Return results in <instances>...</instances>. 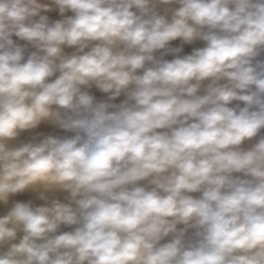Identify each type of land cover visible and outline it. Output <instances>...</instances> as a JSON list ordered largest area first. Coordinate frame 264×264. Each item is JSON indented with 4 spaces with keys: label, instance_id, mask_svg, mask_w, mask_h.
I'll return each instance as SVG.
<instances>
[{
    "label": "clouds",
    "instance_id": "obj_1",
    "mask_svg": "<svg viewBox=\"0 0 264 264\" xmlns=\"http://www.w3.org/2000/svg\"><path fill=\"white\" fill-rule=\"evenodd\" d=\"M0 264H264V0H0Z\"/></svg>",
    "mask_w": 264,
    "mask_h": 264
},
{
    "label": "rangeland",
    "instance_id": "obj_2",
    "mask_svg": "<svg viewBox=\"0 0 264 264\" xmlns=\"http://www.w3.org/2000/svg\"><path fill=\"white\" fill-rule=\"evenodd\" d=\"M50 16L52 18H54V19L59 18L58 14L55 13V12L50 13ZM173 44L174 45H178L179 44V41L173 42ZM200 46H202V42H197L195 45H193V47H200ZM191 49H192L191 47H188L186 45L185 46V49H184V52L185 53H189L191 51ZM92 92L97 97V99H103V98H105V94L100 93L99 91H97L95 89H92ZM29 133H31V132H25L22 135L28 136ZM36 133H40V134H43V135H48V134L55 135V133L53 132L52 126L51 125H48V124H42L38 129H36L35 132H33L34 135H36Z\"/></svg>",
    "mask_w": 264,
    "mask_h": 264
},
{
    "label": "bare ground",
    "instance_id": "obj_3",
    "mask_svg": "<svg viewBox=\"0 0 264 264\" xmlns=\"http://www.w3.org/2000/svg\"><path fill=\"white\" fill-rule=\"evenodd\" d=\"M187 46H188V45H187ZM188 47H191V48H192L193 45H192V46H188ZM122 99H124L123 96H121L116 102L119 103L120 100H122ZM52 129H53V132L55 133V135H61V136H63V135H71L70 133H64L62 130H60V129H58V128H55V127H53V126H52ZM35 131H36V130L31 131V133H29L28 136L22 135V136H21V139L24 140V141H27V140L31 139V138L34 136L33 132H35ZM50 132H51V131H50ZM58 195L60 196L61 199H63V195H64V194H58ZM30 196H31V194H25V195H21V196H19V197H17V198H18V199H22V200H26V199L30 198Z\"/></svg>",
    "mask_w": 264,
    "mask_h": 264
},
{
    "label": "crops",
    "instance_id": "obj_4",
    "mask_svg": "<svg viewBox=\"0 0 264 264\" xmlns=\"http://www.w3.org/2000/svg\"><path fill=\"white\" fill-rule=\"evenodd\" d=\"M169 59L171 58V57H168Z\"/></svg>",
    "mask_w": 264,
    "mask_h": 264
}]
</instances>
